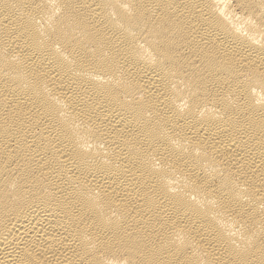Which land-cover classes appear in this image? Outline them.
Instances as JSON below:
<instances>
[{"label": "bare ground", "instance_id": "1", "mask_svg": "<svg viewBox=\"0 0 264 264\" xmlns=\"http://www.w3.org/2000/svg\"><path fill=\"white\" fill-rule=\"evenodd\" d=\"M0 264H264V0H0Z\"/></svg>", "mask_w": 264, "mask_h": 264}]
</instances>
